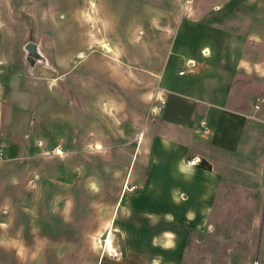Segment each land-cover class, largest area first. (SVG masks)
<instances>
[{
  "label": "rangeland",
  "instance_id": "obj_1",
  "mask_svg": "<svg viewBox=\"0 0 264 264\" xmlns=\"http://www.w3.org/2000/svg\"><path fill=\"white\" fill-rule=\"evenodd\" d=\"M262 2L0 0V264H147L140 255L124 257L122 234L181 228L131 213L138 188L123 173L138 134L164 107L153 111L169 67L182 76L174 60L182 50L196 59L217 54L233 67L238 93L231 101L255 129L257 169L264 153V77L254 65L264 57ZM249 20L259 21L255 33ZM247 32L256 43L245 44ZM27 42L43 58L32 66ZM239 59L250 65L235 69ZM208 61L213 72L200 80L199 96L221 103L231 73L217 77L219 64ZM186 81L195 95L198 82ZM238 156L228 173L219 162L217 196L203 222L186 226L184 251L169 264H264V173H243ZM123 192L128 198L118 206Z\"/></svg>",
  "mask_w": 264,
  "mask_h": 264
},
{
  "label": "crops",
  "instance_id": "obj_2",
  "mask_svg": "<svg viewBox=\"0 0 264 264\" xmlns=\"http://www.w3.org/2000/svg\"><path fill=\"white\" fill-rule=\"evenodd\" d=\"M262 4L264 3H260L257 8L260 9ZM256 23L259 21L249 20L247 30L249 28L255 33L253 29ZM261 31H264V27ZM253 32L246 33L245 44L256 43L249 41L250 37L254 36ZM259 33L260 30L257 34ZM226 44L229 49L236 48V45L228 41ZM175 56V61L182 62L181 68H184V72L179 76L175 69L169 67L162 84L163 89L158 92L159 98H165V105L161 112L154 115L155 118L151 122L145 123L141 134H138L139 138L137 137L131 151L129 164L123 173L124 181L137 183L138 190L129 197L131 213L136 210V214L142 216L147 223L153 222L149 223L151 225L155 222H172L181 226L179 230L153 228L151 231L148 226H141L139 229L147 231L122 234L124 257L131 258V255L133 258L140 255L146 258L147 264L150 263L148 260H151L152 264H169L182 254L187 244L186 226H193V223L205 220V214L217 196L222 178L220 174L223 171H218V167L229 168L225 169L226 173L232 171L235 153L237 158L240 155L246 161L242 165L243 173H264V153L257 155L260 163L257 169L252 161L254 143L249 135L254 134L255 129L250 125V116L237 112L236 104L231 101V96L238 93L234 91L235 74L232 75L231 72L233 67L228 61L223 62V58L218 59L217 54L215 60L212 56L207 58L200 55V59L186 56L183 50ZM260 57L254 65L260 68V74L264 77V57ZM170 58L171 54L167 61ZM208 59L219 64L217 77L228 69L231 73L221 103H214L207 97L199 96V90L202 89L200 80L205 78V74L213 72ZM235 61L232 59L230 63ZM238 61L240 63L236 64L235 69L242 70L250 65L249 60ZM161 71L162 68L159 73ZM186 77L189 81L198 82L195 95L185 91L182 78L187 82ZM163 78L164 75L161 80ZM57 151L60 153V150ZM202 159L210 165V169L199 166ZM222 159L225 160L222 163L224 165L218 166ZM127 196L126 192L121 193L117 205L124 206ZM0 224L4 222L0 221ZM106 237L105 247L110 248V237Z\"/></svg>",
  "mask_w": 264,
  "mask_h": 264
},
{
  "label": "water",
  "instance_id": "obj_3",
  "mask_svg": "<svg viewBox=\"0 0 264 264\" xmlns=\"http://www.w3.org/2000/svg\"><path fill=\"white\" fill-rule=\"evenodd\" d=\"M25 51L27 52L26 60L32 66L36 61H42V55L37 50V45L33 42H27L24 46ZM260 239V238H259Z\"/></svg>",
  "mask_w": 264,
  "mask_h": 264
},
{
  "label": "built area",
  "instance_id": "obj_4",
  "mask_svg": "<svg viewBox=\"0 0 264 264\" xmlns=\"http://www.w3.org/2000/svg\"><path fill=\"white\" fill-rule=\"evenodd\" d=\"M184 71H180L179 73L183 74ZM165 104V99L164 98H160V104L155 107V109H153V111L156 113L155 110H160L162 106H164ZM3 156V151L2 149L0 148V157Z\"/></svg>",
  "mask_w": 264,
  "mask_h": 264
},
{
  "label": "trees",
  "instance_id": "obj_5",
  "mask_svg": "<svg viewBox=\"0 0 264 264\" xmlns=\"http://www.w3.org/2000/svg\"><path fill=\"white\" fill-rule=\"evenodd\" d=\"M199 166L206 168V169H210V165L206 163L203 159L199 162Z\"/></svg>",
  "mask_w": 264,
  "mask_h": 264
},
{
  "label": "bare ground",
  "instance_id": "obj_6",
  "mask_svg": "<svg viewBox=\"0 0 264 264\" xmlns=\"http://www.w3.org/2000/svg\"><path fill=\"white\" fill-rule=\"evenodd\" d=\"M57 152H59V151H57Z\"/></svg>",
  "mask_w": 264,
  "mask_h": 264
}]
</instances>
